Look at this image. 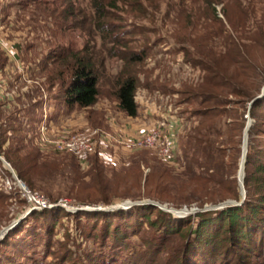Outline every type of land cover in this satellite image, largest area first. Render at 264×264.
Masks as SVG:
<instances>
[{
  "label": "rangeland",
  "instance_id": "obj_1",
  "mask_svg": "<svg viewBox=\"0 0 264 264\" xmlns=\"http://www.w3.org/2000/svg\"><path fill=\"white\" fill-rule=\"evenodd\" d=\"M211 1L216 0H143L144 6L139 7L143 13L122 4L114 10L124 18L125 29L135 31L126 36L133 52L145 50L147 54L144 61L133 66L140 79L136 101L141 116L138 112L137 117L129 118L120 111L114 96V81L123 72L125 60L115 55L111 42L104 48L99 38L96 51L107 58V64L102 71L98 102L85 109L65 104L59 81L55 80L64 68L56 60L57 55L66 49L79 51L87 41L84 30L76 28L74 20L63 14L76 6L68 8L65 0H0V234L16 225L12 238L18 240L34 228L55 225L50 237L52 250L48 253L45 246L36 249L33 262L57 264L67 248L77 254L94 249L101 253V245L92 238L85 240L82 234H124L127 227L130 235L136 234L131 240L134 249L147 244V250L153 248L161 231L144 217L166 224L171 209L202 210L227 201L241 203V207L245 202L247 175L254 173V167L246 164L243 198L239 175L245 130L249 122L250 129L256 126L254 133L249 130L248 153L253 144V160L257 161L258 155L264 162V109H257L259 116L253 117L252 102H245L243 110L240 105L234 106L238 98L229 97L233 103L228 109L232 112L223 125L232 123V131L219 140L226 156L224 183L214 181L206 186L198 178L204 176L203 168L194 165L189 170L193 154L187 143L199 127L201 117L195 113L202 108L199 100H189L187 92L195 93L203 83L206 73L200 63L207 61L225 67L229 77L239 79L241 88H250L256 79L260 88L257 94H261L264 82L257 73L264 71V0ZM146 114L150 119L144 118ZM241 124L245 126L239 130ZM152 128H159L169 137L174 149L170 161L154 150L126 146V141ZM80 134L92 139V148L86 154L56 148L57 140ZM18 159H24L28 183L14 168L13 162ZM162 174L165 176L160 178ZM233 181L238 184L240 202L230 197ZM26 191L49 206L36 209L38 204L29 201ZM195 195L226 199L202 206L196 202L186 204L188 198L196 200ZM146 201L165 210L145 204L116 213L119 210L88 211ZM191 216L194 214L184 219ZM171 222L172 227L185 229L190 220L185 222L173 215ZM192 223L197 228L198 220ZM6 237L0 240V248L15 254L17 242L10 247L12 238ZM169 239L156 264H170L168 260L184 241L177 235ZM4 241L9 245L5 250ZM244 259L249 264H264L262 257Z\"/></svg>",
  "mask_w": 264,
  "mask_h": 264
},
{
  "label": "trees",
  "instance_id": "obj_2",
  "mask_svg": "<svg viewBox=\"0 0 264 264\" xmlns=\"http://www.w3.org/2000/svg\"><path fill=\"white\" fill-rule=\"evenodd\" d=\"M65 1L68 2V8L76 6L70 11L63 12L66 19L68 17L72 18L75 27L84 30L87 36L85 45L79 51L66 49L60 51L57 55L56 60L60 61L64 68L57 74L55 80L59 81L65 104L68 108L85 109L95 106L98 102L99 84L103 76L102 71H105L103 68L107 64V58L96 51V39L99 38L104 48L108 42H111L115 55L125 60L126 65L123 72L114 81V96L120 111L129 118L137 117L139 108L136 95L140 79L133 66L144 61L147 54L145 50L140 51V54L133 52L130 47L131 41L127 40L126 36L135 33V31L126 30L124 18L117 16L114 10H119V4H122L129 9L143 13V10L139 9L140 6H144L143 0ZM86 1H88V4L85 8H82L81 4ZM216 1H211V4ZM29 2H35V0H27V3ZM1 63H3V57L0 54ZM200 65L206 73L203 83L197 87L195 93L187 92L190 95L189 100L192 98L199 100L202 108L195 113L201 117L199 127L194 134L195 136L190 137L187 143L189 151L193 154L188 164L189 170L194 165L204 169V176L198 178L203 180L207 186L208 183L211 184L214 181L216 184L224 183L225 179L226 166L224 159L226 156L220 147L222 143L219 140L232 131V128H230L233 125L232 123L226 122L223 125L224 119L232 112L228 109L229 104L233 103V101L230 102L229 97L238 98L234 101V106L239 107L240 105L245 110L244 103L255 101L259 96L257 93H260V88L256 84V79L250 88L246 86L241 88L242 83L238 82L239 79L235 81L233 77H229L227 69L218 67L216 63L210 65L206 61L200 63ZM260 74L257 73V77L259 76L264 82V71ZM259 108L264 109V97L253 103L251 107L253 117L259 116L257 112ZM243 121L245 120L243 119ZM244 126V124L238 126L239 130H242ZM255 128L256 126H253L250 129L251 134L255 132ZM253 150L254 145L252 144L246 164L248 167H254V173H248L247 175L248 195L241 207L234 206L224 210L198 212L193 217L183 218L185 222L190 220V223H187L188 228L185 229L170 225L173 218L172 214L168 215L169 221L166 224L159 221H149L148 217H144L143 220L150 226L158 227L161 231V235L159 239L155 240L153 248L150 247L147 250V244H144L141 249H134L131 240L136 234L130 235L128 233L129 227L125 229L124 234L113 231L103 237L83 233L82 238H85V240L92 238L95 240L96 245H101V253L96 252L97 249H94V251L86 254L83 252L77 254V252L67 248L66 253L59 259L57 264H156L159 256L165 252L164 243L170 240L169 238L173 235L183 236L184 241L181 247L175 251L172 259L168 260L170 264L173 260L175 264H249V261L244 259L245 256L262 257L264 259V162L261 161L263 156L259 157L258 155V160H253ZM5 157L7 160H11L9 156L5 155ZM186 159H189V157L186 156ZM17 161L13 162L17 175L21 180L28 183L24 159H18ZM164 176L165 174H162L160 178ZM147 182L148 184L151 182L150 176ZM233 188L230 197L240 202L236 181H233ZM194 197L196 200L186 199V204L196 202L202 206L206 203H219L221 200L226 199V197L198 198L196 195ZM169 202H172L174 206H178L173 201ZM104 203L108 205L111 204V201H104ZM137 207L139 206H134L128 210ZM122 211L124 210L114 211V213ZM103 214L105 213H101V215ZM194 220H198L197 228L192 223ZM54 229L55 225L34 228L32 233L22 235L18 240L16 236L12 238L13 229L10 230L7 233L8 237L12 238L10 247L14 242H17L15 246L16 253L10 255L6 251L3 252V248H0V264H30L31 262L32 264H45L44 261L33 262L31 257L33 252L41 246H45L46 251L50 253L52 250L50 237L53 236ZM3 245L4 250L9 247L7 241Z\"/></svg>",
  "mask_w": 264,
  "mask_h": 264
},
{
  "label": "built area",
  "instance_id": "obj_3",
  "mask_svg": "<svg viewBox=\"0 0 264 264\" xmlns=\"http://www.w3.org/2000/svg\"><path fill=\"white\" fill-rule=\"evenodd\" d=\"M173 118V116H171ZM167 121L170 117L167 115ZM46 123V122H44ZM92 139L90 135H77L68 138H61L55 142V146L59 151H70L78 155H84L92 148ZM126 146L129 149H150L158 153L159 157L170 161L173 157V145L163 131L159 128H152L147 133L136 135L133 139L126 141ZM29 195V201L37 203L41 207L49 206L45 202L37 200L31 192L26 191ZM41 210V209H40Z\"/></svg>",
  "mask_w": 264,
  "mask_h": 264
},
{
  "label": "water",
  "instance_id": "obj_4",
  "mask_svg": "<svg viewBox=\"0 0 264 264\" xmlns=\"http://www.w3.org/2000/svg\"><path fill=\"white\" fill-rule=\"evenodd\" d=\"M264 97V87L261 91V94L255 99V101L252 102V105L254 102H256L259 99H262ZM251 105V106H252ZM252 126V123L249 122L248 126L245 130V138H244V147H243V160L241 163V169H240V175H239V179H240V188L242 191V196L243 198H245V186H244V180H245V167H246V163H247V154H248V146H249V130ZM20 183V182H19ZM20 185L25 188L23 183H20ZM145 204H150V205H155L160 207L161 209L165 210L164 208H162L159 204L151 202V201H146V202H140V203H131V202H126L123 203L121 205H116V206H111L108 209H104L101 207H96L95 209H89L88 211H114V210H128L132 207H134L135 205H145ZM241 205V203H238L236 201H227L224 204H220V205H214V206H207L204 209L200 210V209H192V210H168L169 213L173 214L176 217L179 218H184L193 214H196L198 212H207V211H218V210H224L225 208L228 207H234V206H239ZM18 224V223H16ZM16 227V225H11L9 227H7L6 229H4L2 231V233L0 234V240L2 238H4L6 236V234L14 229Z\"/></svg>",
  "mask_w": 264,
  "mask_h": 264
},
{
  "label": "crops",
  "instance_id": "obj_5",
  "mask_svg": "<svg viewBox=\"0 0 264 264\" xmlns=\"http://www.w3.org/2000/svg\"><path fill=\"white\" fill-rule=\"evenodd\" d=\"M139 114H140V116H141V113L139 112ZM144 118L145 119H150V117L148 116V114H146L145 116H144Z\"/></svg>",
  "mask_w": 264,
  "mask_h": 264
}]
</instances>
